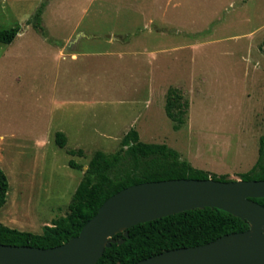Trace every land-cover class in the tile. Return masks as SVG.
I'll list each match as a JSON object with an SVG mask.
<instances>
[{
    "label": "rangeland",
    "instance_id": "1",
    "mask_svg": "<svg viewBox=\"0 0 264 264\" xmlns=\"http://www.w3.org/2000/svg\"><path fill=\"white\" fill-rule=\"evenodd\" d=\"M15 26V40L0 43L6 225L43 233L69 212L93 154L118 151L132 128L231 180L258 161L264 0H0V30ZM172 87L189 102L178 129Z\"/></svg>",
    "mask_w": 264,
    "mask_h": 264
},
{
    "label": "trees",
    "instance_id": "2",
    "mask_svg": "<svg viewBox=\"0 0 264 264\" xmlns=\"http://www.w3.org/2000/svg\"><path fill=\"white\" fill-rule=\"evenodd\" d=\"M44 6L35 14L36 26H40ZM31 23V20H29ZM21 28L1 29L0 43H12ZM166 109L175 122V128L186 123L189 102L172 87L167 94ZM264 112V107H263ZM56 143L65 147L67 135L59 131ZM71 154L83 156L84 151L70 150ZM73 168H82L75 160ZM173 178H213L230 181L227 176H217L195 167L182 159L181 154L165 143H148L140 139L138 130L130 129L121 140V147L114 153L96 151L77 187L69 205V212L53 220L43 233L22 231L0 221V243L29 245L49 248L67 242L79 235L84 225L98 212L102 204L120 190L141 182ZM244 180L264 179V133L260 137L259 158L254 167L242 175ZM9 179L0 167V209L7 202ZM255 200L264 205L263 198ZM249 223L219 208L187 210L152 221L139 223L129 229V237L123 232L115 235L123 243H114L107 248L96 264H131L166 250L205 244L224 234L247 230Z\"/></svg>",
    "mask_w": 264,
    "mask_h": 264
},
{
    "label": "water",
    "instance_id": "3",
    "mask_svg": "<svg viewBox=\"0 0 264 264\" xmlns=\"http://www.w3.org/2000/svg\"><path fill=\"white\" fill-rule=\"evenodd\" d=\"M87 169V168H86ZM264 179L173 178L130 185L109 197L79 235L49 248L0 243V264H96L129 229L187 210H225L249 223L205 244L163 251L131 264H264ZM123 232L125 238L115 235Z\"/></svg>",
    "mask_w": 264,
    "mask_h": 264
},
{
    "label": "crops",
    "instance_id": "4",
    "mask_svg": "<svg viewBox=\"0 0 264 264\" xmlns=\"http://www.w3.org/2000/svg\"><path fill=\"white\" fill-rule=\"evenodd\" d=\"M74 57H76L77 55L76 54H73ZM198 168V167H197ZM205 170V169H204ZM6 204V203H5ZM5 224V223H4Z\"/></svg>",
    "mask_w": 264,
    "mask_h": 264
}]
</instances>
